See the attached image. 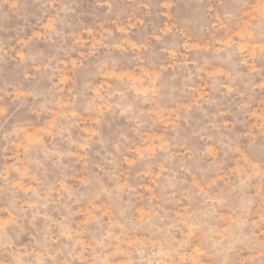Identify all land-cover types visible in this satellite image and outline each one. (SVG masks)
I'll list each match as a JSON object with an SVG mask.
<instances>
[{
  "label": "rangeland",
  "instance_id": "rangeland-1",
  "mask_svg": "<svg viewBox=\"0 0 264 264\" xmlns=\"http://www.w3.org/2000/svg\"><path fill=\"white\" fill-rule=\"evenodd\" d=\"M0 264H264V0H0Z\"/></svg>",
  "mask_w": 264,
  "mask_h": 264
}]
</instances>
